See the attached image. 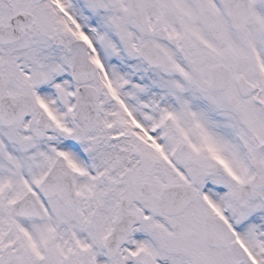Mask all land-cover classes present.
Here are the masks:
<instances>
[{"label":"snow or ice","instance_id":"6c2138e0","mask_svg":"<svg viewBox=\"0 0 264 264\" xmlns=\"http://www.w3.org/2000/svg\"><path fill=\"white\" fill-rule=\"evenodd\" d=\"M0 264H264V0H0Z\"/></svg>","mask_w":264,"mask_h":264}]
</instances>
